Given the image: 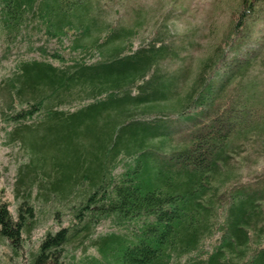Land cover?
Segmentation results:
<instances>
[{"label": "trees", "instance_id": "trees-1", "mask_svg": "<svg viewBox=\"0 0 264 264\" xmlns=\"http://www.w3.org/2000/svg\"><path fill=\"white\" fill-rule=\"evenodd\" d=\"M255 1H242L220 55L179 96L178 75L159 63L172 45L159 34L135 47L132 30L109 25L84 44L89 0H0L12 62L0 131L27 155L16 212L0 201V264H264V186L219 180L248 115L222 94L233 73L224 63ZM122 35L125 45L105 48ZM43 206L58 228L36 243Z\"/></svg>", "mask_w": 264, "mask_h": 264}, {"label": "rangeland", "instance_id": "rangeland-1", "mask_svg": "<svg viewBox=\"0 0 264 264\" xmlns=\"http://www.w3.org/2000/svg\"><path fill=\"white\" fill-rule=\"evenodd\" d=\"M242 1L89 0L90 10L86 11L85 17L91 30L80 42L91 44L96 38L101 39L109 25H116L119 30H132L130 39L135 47L159 34L172 45V51L160 59V66L164 71L178 75L180 96L197 78L204 63L220 55L218 46L226 41L233 14L240 9ZM243 31V40L234 50L236 57L231 60L233 51L227 54L224 70L233 68V73L226 79L222 94L225 98H233L237 107L246 109L248 115L237 127L230 147V164L219 180L224 186L241 182L264 186V0L255 1ZM125 37L110 40L105 48L125 45ZM68 41L65 39V44ZM27 44L18 45L13 52L16 53L18 48L26 50ZM39 44L41 42L36 40V46ZM4 45L0 28V80L7 75L12 63L11 59L2 56ZM50 45L57 46L55 38ZM65 54L70 53L66 51ZM28 55L37 56L38 52L30 51ZM175 102L172 99L159 106L172 109ZM20 154L23 150L8 144L7 137L0 131V201L10 202L14 213L18 202L12 194L15 173L21 158H27ZM42 208L44 212L34 231L36 243L47 228H58L57 220L49 213L54 207ZM65 214L66 211L61 214L64 223L68 217ZM2 252L0 244V255L3 256Z\"/></svg>", "mask_w": 264, "mask_h": 264}, {"label": "bare ground", "instance_id": "bare-ground-1", "mask_svg": "<svg viewBox=\"0 0 264 264\" xmlns=\"http://www.w3.org/2000/svg\"><path fill=\"white\" fill-rule=\"evenodd\" d=\"M251 243V242H250ZM44 264V263H43Z\"/></svg>", "mask_w": 264, "mask_h": 264}]
</instances>
